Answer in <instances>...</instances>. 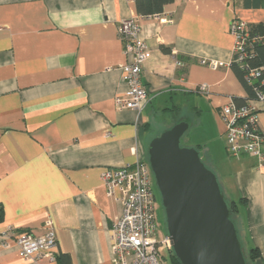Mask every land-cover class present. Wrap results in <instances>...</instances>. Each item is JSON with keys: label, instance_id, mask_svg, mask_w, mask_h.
<instances>
[{"label": "crops", "instance_id": "1", "mask_svg": "<svg viewBox=\"0 0 264 264\" xmlns=\"http://www.w3.org/2000/svg\"><path fill=\"white\" fill-rule=\"evenodd\" d=\"M135 1L0 0V264H57L23 260L15 246L18 234L44 235L48 222L56 253L71 264H111L108 227L121 205L101 174L147 162L154 124L164 132L176 121L188 125L185 145L198 149L222 191L246 201L238 214L244 244L264 264V164L224 152L219 117L232 98L247 99L230 67V24L264 26V0H172L161 12L170 24L139 17ZM128 18L141 19L149 50L141 115L114 104L126 90L118 25ZM252 106L264 131V101Z\"/></svg>", "mask_w": 264, "mask_h": 264}, {"label": "built area", "instance_id": "2", "mask_svg": "<svg viewBox=\"0 0 264 264\" xmlns=\"http://www.w3.org/2000/svg\"><path fill=\"white\" fill-rule=\"evenodd\" d=\"M144 19L159 24H170L169 14L159 13ZM140 18H128L118 25V37L122 43V54L126 63L120 66L122 80L126 85L124 93L114 98L118 111L133 110L138 115L145 110L148 97L141 83V73L149 58V50L139 38ZM246 23L234 20L229 27L234 37L233 59L247 68L244 62L249 58L245 52ZM180 65L179 63L177 64ZM201 66L217 69L216 62L201 61ZM264 77V68L250 70L249 78ZM264 86V79L261 81ZM198 92L206 94V85H200ZM257 101H264V91L256 93ZM219 117L224 126V145L232 158L247 155L264 164V131L260 129L257 114L248 101L236 106L232 100L219 109ZM106 194L121 205V213L108 227L111 264H161L156 235V202L152 189V173L147 162L137 160L133 166L107 169L101 174ZM116 193L119 195L116 196ZM42 236L30 233L18 234L15 246L23 260L46 259L55 262L56 238L50 222ZM160 245L169 248L167 236Z\"/></svg>", "mask_w": 264, "mask_h": 264}, {"label": "water", "instance_id": "3", "mask_svg": "<svg viewBox=\"0 0 264 264\" xmlns=\"http://www.w3.org/2000/svg\"><path fill=\"white\" fill-rule=\"evenodd\" d=\"M187 130L185 122L177 123L147 149L169 248L179 264H246L216 175L195 148L181 146Z\"/></svg>", "mask_w": 264, "mask_h": 264}, {"label": "trees", "instance_id": "4", "mask_svg": "<svg viewBox=\"0 0 264 264\" xmlns=\"http://www.w3.org/2000/svg\"><path fill=\"white\" fill-rule=\"evenodd\" d=\"M172 3V0H136L135 1V10L139 17H148L155 14H159L163 11L164 7L168 4ZM246 33V41H245V52H247L250 56L244 62V65L247 67L246 69L232 59L231 69L235 74L236 78L240 82L241 86L245 90L247 94V99H237L232 98L231 100L236 106H243L248 101H252L256 99V93L258 91H264V86L261 84V81L264 77L252 79L249 78L250 70L264 68V26L262 25H248L246 24L245 28ZM161 51L169 54L170 49L166 47H160ZM181 121H176L175 124L180 123ZM182 147H188L186 145H182ZM197 151L198 149L195 148ZM229 212L230 219L233 222V215H238L240 213V209L245 206L246 201L243 198H239L238 200L227 199L225 197ZM3 209L0 207V224L3 222ZM235 224V223H234ZM240 240V238H239ZM241 242V241H240ZM242 244V243H241ZM168 250V256L170 264H179L178 260L173 256L171 249ZM246 257L244 256L246 264L248 262L255 263L256 261L261 259V255L255 247L247 248ZM55 262L57 264H71L70 258L66 255L56 253Z\"/></svg>", "mask_w": 264, "mask_h": 264}, {"label": "rangeland", "instance_id": "5", "mask_svg": "<svg viewBox=\"0 0 264 264\" xmlns=\"http://www.w3.org/2000/svg\"><path fill=\"white\" fill-rule=\"evenodd\" d=\"M161 118H162V120H164L163 117H161ZM157 120H159V119H157ZM163 128H164L163 123L160 126L154 124L153 132H155L156 135L159 136L161 133H163V132H161ZM189 132L191 133L192 129H189L188 133ZM158 136H156V137H158ZM182 145H185L184 139H182ZM224 152H226L225 149H224ZM200 159H201V157H200ZM201 161L205 165V167L210 169L204 160L201 159ZM152 183H153L152 184L153 194H154V198H155V202H156V227H157V230H156L155 240L159 244L158 252L160 255L161 264H170L167 248L164 245H160L161 242L163 241L164 237L167 236V234H166L164 211H163L162 206H161L159 194L155 188L153 176H152ZM223 193H224L225 197L229 200L230 198L225 194V192H223ZM232 218H233V223H235V226L238 230V236H239L240 241L242 243L243 255L246 257L247 249H246V246H245L244 240H243L240 217H239V215H233ZM248 264H253V263L248 262Z\"/></svg>", "mask_w": 264, "mask_h": 264}]
</instances>
